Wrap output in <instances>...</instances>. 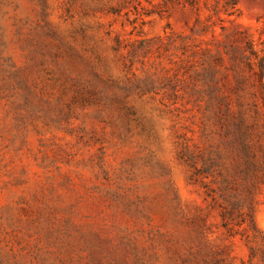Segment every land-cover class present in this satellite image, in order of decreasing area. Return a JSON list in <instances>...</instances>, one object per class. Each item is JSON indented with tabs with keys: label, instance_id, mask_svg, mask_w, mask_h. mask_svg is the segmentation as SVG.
Returning a JSON list of instances; mask_svg holds the SVG:
<instances>
[{
	"label": "rangeland",
	"instance_id": "rangeland-1",
	"mask_svg": "<svg viewBox=\"0 0 264 264\" xmlns=\"http://www.w3.org/2000/svg\"><path fill=\"white\" fill-rule=\"evenodd\" d=\"M250 218L264 0H0V264H264Z\"/></svg>",
	"mask_w": 264,
	"mask_h": 264
},
{
	"label": "trees",
	"instance_id": "trees-1",
	"mask_svg": "<svg viewBox=\"0 0 264 264\" xmlns=\"http://www.w3.org/2000/svg\"><path fill=\"white\" fill-rule=\"evenodd\" d=\"M249 228L253 233V240L249 237L245 241L248 244L250 258L259 251L260 260L264 263V234L259 230L252 218L249 219Z\"/></svg>",
	"mask_w": 264,
	"mask_h": 264
}]
</instances>
